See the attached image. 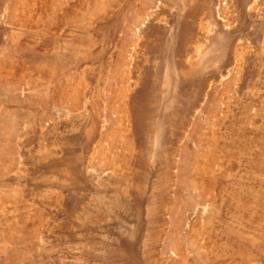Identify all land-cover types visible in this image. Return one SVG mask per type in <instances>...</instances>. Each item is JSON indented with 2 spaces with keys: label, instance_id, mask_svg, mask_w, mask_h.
<instances>
[{
  "label": "rangeland",
  "instance_id": "1",
  "mask_svg": "<svg viewBox=\"0 0 264 264\" xmlns=\"http://www.w3.org/2000/svg\"><path fill=\"white\" fill-rule=\"evenodd\" d=\"M0 264H264V0H0Z\"/></svg>",
  "mask_w": 264,
  "mask_h": 264
},
{
  "label": "bare ground",
  "instance_id": "2",
  "mask_svg": "<svg viewBox=\"0 0 264 264\" xmlns=\"http://www.w3.org/2000/svg\"><path fill=\"white\" fill-rule=\"evenodd\" d=\"M66 1V0H65ZM103 1V0H102ZM59 2V1H58ZM92 2V1H91ZM100 2V1H99ZM50 3H51V1H50ZM49 3V4H50ZM26 4V3H25ZM51 4H53V3H51ZM61 5V4H60ZM99 5V4H98ZM22 6V5H21ZM50 6V5H49ZM48 6V7H49ZM51 6H53V5H51ZM34 7V6H33ZM59 7V6H58ZM62 7V6H61ZM101 7V6H100ZM15 8V7H14ZM22 8V7H21ZM25 8V7H24ZM31 8V7H30ZM29 8V9H30ZM54 8V7H53ZM96 8V7H95ZM9 9V8H8ZM85 9V8H84ZM87 9V8H86ZM99 9V8H98ZM13 10V9H12ZM49 10V9H48ZM92 10V9H91ZM94 10V9H93ZM15 11V10H14ZM20 11H22V10H20ZM30 11H32V10H30ZM9 13H11L10 11H8ZM19 12V11H18ZM27 13V12H26ZM44 13V12H43ZM88 13V12H87ZM97 13V12H96ZM18 14V13H17ZM29 14V13H28ZM47 14V13H46ZM52 14V13H51ZM83 14V13H82ZM90 14V13H89ZM18 15H20V14H18ZM53 15H54V13H53ZM92 15V14H91ZM31 16V15H30ZM30 16H28V17H30ZM43 16V15H42ZM86 16V15H85ZM53 17V16H52ZM81 17V16H80ZM89 17H90V15H89ZM51 18V17H50ZM40 19V18H39ZM27 20H29V19H27ZM37 20V19H36ZM41 20V19H40ZM46 20V19H45ZM83 20V19H82ZM49 21V20H48ZM43 22V24H44V21H42ZM111 137V136H110ZM112 138V137H111ZM191 185V184H190ZM208 198V197H207ZM176 217V216H175ZM206 222V221H205ZM211 223V222H210ZM208 224V223H207ZM256 233V232H255ZM175 245V244H174ZM172 248V247H171ZM178 249H180V247L178 248ZM172 250V249H171ZM172 252V251H171ZM175 252V251H174ZM181 253V252H180ZM172 254H174V253H172ZM178 254V253H177ZM179 259V258H178Z\"/></svg>",
  "mask_w": 264,
  "mask_h": 264
}]
</instances>
